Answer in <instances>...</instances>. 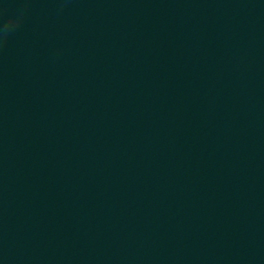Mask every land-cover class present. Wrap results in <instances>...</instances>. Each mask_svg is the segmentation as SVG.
Instances as JSON below:
<instances>
[{
	"label": "water",
	"instance_id": "obj_1",
	"mask_svg": "<svg viewBox=\"0 0 264 264\" xmlns=\"http://www.w3.org/2000/svg\"><path fill=\"white\" fill-rule=\"evenodd\" d=\"M0 9V264H264V0Z\"/></svg>",
	"mask_w": 264,
	"mask_h": 264
},
{
	"label": "clouds",
	"instance_id": "obj_2",
	"mask_svg": "<svg viewBox=\"0 0 264 264\" xmlns=\"http://www.w3.org/2000/svg\"><path fill=\"white\" fill-rule=\"evenodd\" d=\"M0 11H2V9H0ZM23 18V14L22 13H18L16 17L13 18L12 21L9 22V25L5 27L4 29V35H7V32L10 30V27L12 24L19 22V20H21Z\"/></svg>",
	"mask_w": 264,
	"mask_h": 264
}]
</instances>
